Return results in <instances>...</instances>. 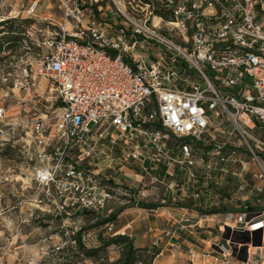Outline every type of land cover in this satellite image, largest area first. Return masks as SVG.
<instances>
[{
	"label": "built area",
	"instance_id": "1",
	"mask_svg": "<svg viewBox=\"0 0 264 264\" xmlns=\"http://www.w3.org/2000/svg\"><path fill=\"white\" fill-rule=\"evenodd\" d=\"M111 1L60 0L58 20L39 15L51 24L35 39L45 51L33 68L20 66L15 86L25 95L11 106L0 103V151L7 144L39 160L33 193L21 190L13 207L22 221L23 204L32 200L41 215L54 213L61 229L32 254L34 243L16 225L9 247L21 238L28 254L0 256V264H99L85 253L101 244L96 232H126L113 220L86 228L83 213L93 214L91 222L107 216L116 190L138 204L146 176L182 188L186 211L189 198L198 200L196 219L181 216L177 225L207 228L217 214L221 235L208 245L220 264H264V0ZM36 6L33 0L27 11ZM22 43L30 47L27 38ZM36 75L49 80L55 106L23 114L28 100L43 96ZM211 116L226 119L225 138L236 136L249 160L231 141L205 143L215 139ZM127 167L140 175L139 185L125 183ZM167 174L173 177L165 180ZM15 180L0 171L8 186ZM2 197L0 190V205ZM197 246H186L190 259Z\"/></svg>",
	"mask_w": 264,
	"mask_h": 264
},
{
	"label": "rangeland",
	"instance_id": "2",
	"mask_svg": "<svg viewBox=\"0 0 264 264\" xmlns=\"http://www.w3.org/2000/svg\"><path fill=\"white\" fill-rule=\"evenodd\" d=\"M32 1L33 0H0V20L4 18H10L6 26L8 28V26L11 25L9 26V29H13V32H7L9 33L8 35H14L11 33H19L20 35V37L14 41L11 48L0 51V103L8 106L16 104L17 99L25 95V89H23V87H19L18 85L15 86V83L22 81L20 66L26 65L33 68L36 64V59H38L39 55L45 51V49L35 44V39L41 36L42 33H47V30L50 28L51 24L45 20H38V16L46 15L57 20L61 16V8L59 6L60 0H37V6L34 12L29 13L27 9ZM103 1L109 6H113L111 0ZM89 2L90 0H84V4ZM1 27L2 25H0V28ZM23 38H27V41L30 44L28 49L25 48L26 44L22 43ZM5 43L6 42H4V44ZM34 81H36L35 89L43 96H35L28 100L24 104L26 110L22 111L23 114H25L27 110L30 114H42L46 111H50L55 106L54 103L50 102L49 98V80L41 75H36L34 77ZM5 91L8 92L7 96H3ZM32 93L33 91L31 90L26 96H31ZM15 116L16 115H9L7 116V119L12 120L15 118ZM210 118L212 119L210 131L215 134V139L207 136L205 143L211 146V144L215 142L219 143L223 141H231L234 143L237 151L240 152V156L245 160H249V155L247 154L245 148L239 144L236 136H232L229 140L225 138L227 130L226 119H224L222 116H211ZM5 126L7 125L2 124L3 128ZM93 130L96 131L97 127ZM3 146L10 148V146L7 144ZM10 150L14 153V157H7L0 153V171L10 172L14 175V177H16V180L13 183L14 185L12 184L13 187L8 186L9 183L0 181V190L3 191L2 204L0 205V256H2L3 260L8 261L16 255L25 256L28 254V252L21 247V238H14V242L9 247L8 242L13 237V234L16 230V225L19 224L21 226L20 232L23 239L26 242L34 243L30 246V252L32 254L39 252L43 243L48 245L54 243L56 241V236L61 233V229L58 227L60 222L58 221L57 217L53 215L54 213L51 215H41V213H38V210L35 208V204L32 200H28L26 204H23V213L21 214V218L23 219L22 221L20 220L17 209L13 206L19 200V194L21 190H23L28 196L33 193L34 184L31 178L32 170L33 166L39 163V160L35 156V153L28 155L30 157L29 158L16 148ZM103 156L100 155V158ZM105 162V160L101 161L100 165L105 164ZM247 166L252 167V164L249 163ZM126 170L127 169H124L123 172ZM133 173L135 172L133 171ZM137 176L140 178L139 174H137ZM172 177V174H167L165 180H170ZM138 179L130 178V181L127 183L133 185L138 183L139 185L140 182H138ZM149 179V176H146V178L143 180L144 183L140 185L143 186V189L147 190L144 194H139L138 197L140 198H138V203H140V201L144 204L156 203V206H160V208H162V206H176L177 204H186V197L180 195V193L183 192L181 190L182 188L170 189L167 188L165 183L159 181L152 182ZM127 199L128 196L121 193V190H116L115 197L108 203L110 212H107L106 209L104 212L109 215L112 212L118 211V209L124 205L123 203L121 204V202H124ZM126 203H134V200L130 199ZM92 217L93 214L89 212L83 215L85 221L84 226L86 228L93 226V223L91 222ZM101 217L105 216L100 214L98 218ZM47 220H51L50 225L48 224ZM70 224H72V221H70ZM214 226L207 227L209 230L208 236H211L210 240H213L215 235H217L218 238H220L221 235L218 232L216 223ZM194 230V232L199 231V229ZM41 236L46 237V242L41 241ZM95 236L101 241L100 237H107V234L97 231ZM241 237L243 238V236ZM190 240L196 242L193 239ZM8 248L11 250H7ZM208 249H210L209 245ZM120 253L121 247L116 249L106 246L99 251V253L96 255V259L99 264H112L117 260L116 257L117 255H120ZM239 255L240 257L244 256L243 253H239ZM110 257H112V260H109Z\"/></svg>",
	"mask_w": 264,
	"mask_h": 264
},
{
	"label": "crops",
	"instance_id": "3",
	"mask_svg": "<svg viewBox=\"0 0 264 264\" xmlns=\"http://www.w3.org/2000/svg\"><path fill=\"white\" fill-rule=\"evenodd\" d=\"M109 147L105 148L107 152ZM108 159H102V161ZM101 160L95 162L100 165ZM107 162V161H106ZM105 162V163H106ZM122 172L125 183L130 178L138 179L136 173H133L128 167ZM126 179V180H125ZM189 210L181 208L180 204L176 206H154L147 207L135 203L128 204L127 200L121 208L115 212L113 219L114 229H123L128 234L136 246L159 247V252L153 258L151 264H220L216 261L208 249V240L211 236L209 230L204 227L186 228V221L182 225H177L176 220L181 216L189 215L191 220L196 219L198 211L194 210L192 205L199 204L193 198H189ZM208 227H213L217 223V214L209 216ZM48 225V224H47ZM215 227V226H214ZM194 229L199 231L194 232ZM208 232V233H207ZM198 244V253L193 259L189 258L186 250L188 244L194 242ZM120 255H117V259ZM112 260V257L109 258Z\"/></svg>",
	"mask_w": 264,
	"mask_h": 264
},
{
	"label": "trees",
	"instance_id": "4",
	"mask_svg": "<svg viewBox=\"0 0 264 264\" xmlns=\"http://www.w3.org/2000/svg\"><path fill=\"white\" fill-rule=\"evenodd\" d=\"M9 20L10 18H4L0 20V25H2V27L0 28V51L11 48L14 41L20 37L19 33H11L14 35H8L9 33L7 32L9 31L13 32L12 31L13 29H9V26L11 25H9L8 28L6 26ZM4 42L6 43L4 44ZM10 149L13 150L14 148L12 147L9 148L7 146L3 147L0 153L7 157H14L13 156L14 153ZM139 205L154 207L156 206V203L144 204L143 202L140 201ZM114 217H115V212H112L105 217L97 218L92 222L93 226L100 225L108 220H113ZM100 238H101V244L95 248H87L85 250V253L87 255L96 256L102 248L106 247L110 243L120 244L121 245L120 256L112 264H133L135 261L138 260L141 261L143 264H151L153 258L160 250L159 247H157L155 244L152 246H148V245L136 246L133 244L132 238L128 234L109 235L107 237H100Z\"/></svg>",
	"mask_w": 264,
	"mask_h": 264
}]
</instances>
